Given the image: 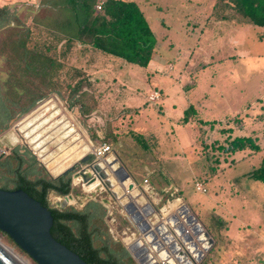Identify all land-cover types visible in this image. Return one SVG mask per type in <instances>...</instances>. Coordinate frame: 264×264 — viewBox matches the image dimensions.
Segmentation results:
<instances>
[{"label":"rangeland","instance_id":"374dc122","mask_svg":"<svg viewBox=\"0 0 264 264\" xmlns=\"http://www.w3.org/2000/svg\"><path fill=\"white\" fill-rule=\"evenodd\" d=\"M37 1L0 0V5L15 9L28 24L38 11ZM134 1L156 38L148 65L141 67L111 56L101 59L86 47L76 60L74 52L63 57L58 48L55 53L63 62L59 92H51L25 113L48 115L57 110L55 119H63L80 139L93 146L109 145L119 160L114 166H122L131 177L124 186L99 184L85 190L91 182L84 183L76 173L88 167L78 164L71 173L72 191L65 196L51 192L48 201L54 207L75 209L87 201H99L106 209L105 238L123 243L126 235L134 240L144 232L126 213L128 203L144 219L157 224L156 220L161 221L159 209L181 197L191 216L209 225L210 229L203 230L212 239L202 259L193 264H264V184L246 176L258 166L262 150L227 151L235 136H257L264 146V37L260 36L264 29L252 27L235 8L220 0ZM42 36L40 39L45 38ZM7 74L5 55L0 53V84ZM77 82L81 89L76 96L86 93L85 112L70 105V89ZM153 90L159 91L158 100L148 99ZM25 114L15 115L0 131V155H11L13 149L21 154L27 151L43 166L38 150L18 131ZM59 126L44 135L48 152ZM13 134L16 143L8 139ZM146 165L154 173L151 187L145 190ZM172 181L177 193L170 186ZM130 182L136 186L133 197L126 193ZM196 183L205 192L196 190ZM109 209L114 222L107 216ZM172 213L176 210L165 215ZM165 225L175 238L176 233ZM232 230L238 234L231 235ZM152 234L156 236L154 231ZM194 235L188 234L184 240ZM0 242L27 264H37L1 230ZM129 254L135 264H144Z\"/></svg>","mask_w":264,"mask_h":264},{"label":"trees","instance_id":"16d2710c","mask_svg":"<svg viewBox=\"0 0 264 264\" xmlns=\"http://www.w3.org/2000/svg\"><path fill=\"white\" fill-rule=\"evenodd\" d=\"M220 1L235 8L252 27L264 29V0ZM99 2L101 8L97 9ZM36 8L26 24L15 9L0 5V53L8 66L7 78L0 84V98L6 104L4 114L0 110V131L7 128L12 116H22L51 92H59L57 81L63 62L55 52L60 44L63 57L77 42L141 67L148 65L154 52L155 35L134 0H38ZM42 33L45 38L40 39ZM260 36L263 38L264 32ZM80 84L71 86L70 105L85 112L86 93L76 96ZM244 149L262 150L258 166L246 176L264 184V146L257 136L230 139L228 153ZM10 154L4 158L0 155V187L20 188L48 208L53 218L50 233L55 240L87 264H135L121 242L105 238L106 209L99 201H87L80 209L50 205L49 193L65 196L72 191L70 173L52 177L27 151L21 154L13 149Z\"/></svg>","mask_w":264,"mask_h":264},{"label":"water","instance_id":"95a60500","mask_svg":"<svg viewBox=\"0 0 264 264\" xmlns=\"http://www.w3.org/2000/svg\"><path fill=\"white\" fill-rule=\"evenodd\" d=\"M30 113V112H29ZM25 114L23 119L30 114ZM63 120V119H62ZM66 124V123H64ZM68 126V124H67ZM72 128V127H67ZM74 129V128H72ZM71 133L70 137L61 139L55 136V141L51 146V151L48 152L49 147H45L44 143L41 149L46 150L43 156L38 155L39 149H37V155L44 163L43 167L52 177L59 175H66L73 172L76 165L87 164L88 168L80 169L77 171V175L81 177L84 183L94 182L99 180L100 184H105L107 187H112L110 178H113L117 184L124 186V182L130 179V174L124 170L122 166H115V169L110 170L107 166L104 170L101 169L105 161H92L91 149L93 143H88L80 139L78 133ZM72 137V138H71ZM77 138V139H75ZM80 142H85L88 146V151L76 160L71 162L68 166L63 168L57 174H53L46 167L43 157H50V161H60V156L72 146L78 145ZM33 149V148H32ZM36 150V149H34ZM45 154V155H44ZM57 161V162H58ZM118 162L117 159H113L109 162V166H114ZM92 170V173L89 172ZM104 182V183H103ZM133 183H128L127 190L131 191ZM126 213L130 214L133 221L137 224L140 231H143L146 227V220L142 219L140 213L136 210V206L132 203H128L125 206ZM191 219L200 227L203 235L206 237L210 246L212 239L209 237L208 232L203 230V227L192 216ZM52 215L48 208L41 205V203L31 196H29L24 190L17 189H4L0 187V230L8 235V237L25 253L29 255L37 264H87L83 261L78 254L68 249L66 246L58 242L53 238L50 233V227L52 225ZM209 246L207 248H209ZM206 248V249H207ZM145 252L151 256L150 264H160L158 260L164 259V264H171L166 258L164 253H158L156 256L152 255L149 251ZM202 256V255H201ZM201 256L198 258L200 259ZM137 257V255H133ZM139 262L144 263L140 258ZM0 264H24L18 258H16L11 252L0 244Z\"/></svg>","mask_w":264,"mask_h":264},{"label":"bare ground","instance_id":"6f19581e","mask_svg":"<svg viewBox=\"0 0 264 264\" xmlns=\"http://www.w3.org/2000/svg\"><path fill=\"white\" fill-rule=\"evenodd\" d=\"M33 115H34V113H32L30 116L28 115V117H26L22 123L20 122L21 124H19L20 126L18 127V131L25 133L24 134L25 137L29 138V142L31 144H33L32 148L36 149V150L39 149L40 153H38V155H40V156H43V153L46 152V150L41 149L43 147V144L46 142V138L44 137L45 133L53 131V129H55L58 125H60L57 129L59 132L58 133L52 132L53 134H55L54 136H56L58 138L65 139L67 137H70L71 133L73 132L72 128L67 129V124H64L63 120L61 118L55 119L58 115L57 110L52 112V113H49L48 115H46L45 113H41V114L38 113V115H36V116H33ZM8 139L10 140L11 143H16L18 140L16 135H14V134L9 135ZM75 139H77V138H75ZM87 145L85 142H80L78 145L72 146L71 148H67V150L60 156L61 160L60 161L57 160L58 162L57 161H53V162L50 161V157H48V156L43 157L42 160L45 162L46 167L49 169V171L51 173L57 174L63 168L68 166L71 162L76 160L79 156L86 153L88 151ZM106 166L110 170L115 169V166H109V163H106V160L102 165L100 164V167L102 170H104L106 168ZM109 181H110V183H112L113 186L116 184V182L114 181L113 178H110ZM99 184H100L99 180H95L94 182L87 184L85 186V190L93 189L95 186H97ZM110 188H112V187H110ZM126 193L129 196H134L137 194L136 190L134 188L132 189V191H126ZM124 197H126V196H124ZM177 203H179V199L176 198L173 200L172 203H169L167 206L162 208L161 211L165 214H169L170 209L172 210V208L174 206H176L175 209L178 211V213H182L185 216L190 217V213L187 211V209L182 205H178ZM142 219H144V218L142 217ZM171 222H173V224H174V221L168 217L166 223L170 224ZM189 224L191 227L190 231L191 232L194 231L195 235H194V240L192 239L189 241H184V238L182 239L183 245H184L183 249L186 252L182 251L181 247L176 242L174 236L171 234V232H169L170 230L168 229V227H166L165 223L154 225L152 228H150L149 230H147L143 233V237H144V239H146L148 241H150L151 239H155L157 237L159 239H162V240L169 242L171 247H172V252H171L172 257L169 260V263H171V264H193L192 261L198 260V258L202 255L201 253L203 252V250L206 249L209 246V244L206 241V237L203 235L202 231L200 230L199 225H197L194 221H192L191 217L189 219ZM170 229L173 230L176 233V235H178V234L182 235V233L176 228V226H173V228H170ZM193 229H195V230H193ZM152 231H154L156 236H154L152 234ZM190 231H186L184 233H190ZM190 235H192V234H190ZM186 238H187V236H186ZM0 244L3 247H5L9 252H11L16 258H18L22 263L27 264L25 261H23L22 259L17 257L9 247L3 245L1 242H0ZM129 245H133L134 247L137 248L138 256L144 262V264H150L149 262H150L151 256H149L145 252V250L142 249L143 248L142 239H134V240H132V242H130ZM158 251H159V249L156 250V252H158ZM186 253H187V255H186ZM202 257L203 256H201V259H202Z\"/></svg>","mask_w":264,"mask_h":264},{"label":"built area","instance_id":"2783aa9c","mask_svg":"<svg viewBox=\"0 0 264 264\" xmlns=\"http://www.w3.org/2000/svg\"><path fill=\"white\" fill-rule=\"evenodd\" d=\"M96 7H97V9H100L101 8V2H99L96 5ZM159 97H160L159 91L158 90H153L151 93H149L148 99L151 100V101H155V100H158ZM111 151H112L111 147L109 145L105 144V143L98 144L97 146H92V149H91V153L93 155L92 161H100V160L102 161L106 157V155L108 153H110ZM144 182H146V180H144ZM195 188H196V190L202 191V192H205V190H206L202 186L201 183H196L195 184ZM107 216H109L110 222H114L115 221V219L113 217L112 210L109 209L107 211ZM168 217L171 218L174 221V224H173V222H171L169 224L170 228H173V226H176V228L182 233V235L181 234L176 235L175 240H176V242L178 243V245L180 247H183L184 245L182 246V243H183L182 239L185 238L186 236H188V234L192 233L194 235V231L193 232L190 231L191 227H190V224H189V219L192 216H191V214H190V217L189 216H185L182 213H178V211L176 210L175 214H172L171 216H166L165 215V216L161 217V221L156 220L157 224L165 223L167 221ZM144 220H146V219H144ZM146 225L147 226L144 227V229H143L144 232L149 230L150 228H152L156 224H154V222H150L147 219L146 220ZM193 230H195V229H193ZM186 231H190V233H184ZM123 234H126V232L123 231ZM139 239L143 240V248L142 249H144V250L147 249L146 251H149L152 255H155V256L158 253L162 252V253L165 254V256H166V258L168 260L171 259V257H172V253H171L172 252V247H171L169 242H167L165 240H162V239H159L157 237L155 239H151L150 241H148V240L143 238V234H142V238H139ZM193 240H194V238H193ZM122 241L126 245V247L129 250V252L131 254H133V255H137L136 258L139 259L137 248L134 247L133 245H129L130 242H132V238H130V236L126 235L125 237L122 238ZM184 241H189V240H184ZM144 242H145V244H144ZM157 249H159L158 252H156ZM182 251H184V249H182ZM158 261H159L160 264H164V259L163 260H158Z\"/></svg>","mask_w":264,"mask_h":264},{"label":"crops","instance_id":"0c3cea01","mask_svg":"<svg viewBox=\"0 0 264 264\" xmlns=\"http://www.w3.org/2000/svg\"><path fill=\"white\" fill-rule=\"evenodd\" d=\"M60 46H61V44L59 45V48H60ZM82 48V45L81 44H79V43H75V44H73L72 46H71V48H70V50L68 51V52H66V54L65 55H69V53H71V52H74L73 54L74 55H76L77 56V58H76V60L83 54V52L84 51H82L83 49H81ZM63 49V48H62ZM93 52H96V54L98 55V57L99 58H101V59H106V56L108 57V56H110V55H106V54H104V53H102V52H100V51H98V50H95V49H91ZM72 55V54H71ZM111 57H113V56H111ZM114 58H117V57H114ZM118 59V58H117ZM151 138H154L153 136H150ZM113 159H116L114 156H113V153H112V151L110 152V153H108L107 155H106V157L103 159L104 161L106 160V163H109L111 160H113ZM119 161V160H118ZM117 163H119V162H117ZM249 172V171H248ZM247 172V173H248ZM154 173V170L152 169V167H151V165H146L145 167H144V175H146L147 176V178H148V180L147 179H145L146 180V184L143 186V189H147V188H149V187H151V182H149V181H151L150 180V177H151V174H153ZM168 173V172H167ZM172 184H170V186H173V190H174V193H177L179 190L177 189V187H176V185L175 184H173L174 182L172 181L171 182ZM135 189L136 188V186H134V184H133V187H132V189ZM132 189H131V191H132ZM136 190V189H135ZM133 197V196H132ZM177 199H179V203H177L178 205H182V204H184V201L181 199V197H176ZM175 198V199H176ZM173 202V201H172ZM171 202V203H172ZM168 204H169V202H168ZM167 204V205H168ZM185 205V204H184ZM165 206H163V207H161L160 209H159V211H160V213H159V215H158V217H163V216H165V213H163L162 211H161V209L162 208H164ZM174 208V209H173ZM172 209L173 210H175V208H176V206H174ZM171 210V209H170ZM192 216L198 221V223H200V225L203 227V228H205V229H210L209 228V225L207 224V223H201L199 220H198V218L194 215V214H192ZM114 217V216H113ZM155 217H156V219H157V215H155ZM114 219H115V217H114ZM155 219V220H156ZM230 230L228 229V232H229ZM232 233H231V235H237L238 233L235 231V230H232L231 231ZM229 235H230V233H229ZM131 238V237H130ZM123 244V243H122ZM124 247H125V250H126V252L129 254V250L127 249V247H126V245L124 244L123 245ZM130 255V254H129ZM131 256V255H130Z\"/></svg>","mask_w":264,"mask_h":264},{"label":"flooded vegetation","instance_id":"af4514ba","mask_svg":"<svg viewBox=\"0 0 264 264\" xmlns=\"http://www.w3.org/2000/svg\"><path fill=\"white\" fill-rule=\"evenodd\" d=\"M5 107H6V104L3 103V100L0 98V110L2 111L1 113H3V114H4L3 111H4ZM2 118H3V117H2L1 114H0V119L3 120ZM13 118H14V117L12 116L10 119L7 120V122L11 121ZM4 121H5V120H4Z\"/></svg>","mask_w":264,"mask_h":264}]
</instances>
